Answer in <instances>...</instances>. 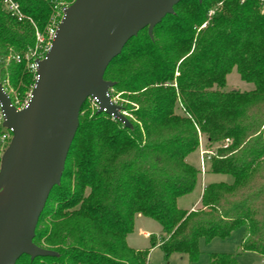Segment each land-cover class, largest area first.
<instances>
[{"label": "trees", "instance_id": "obj_1", "mask_svg": "<svg viewBox=\"0 0 264 264\" xmlns=\"http://www.w3.org/2000/svg\"><path fill=\"white\" fill-rule=\"evenodd\" d=\"M14 1L21 19L0 0V84L20 106L36 81L33 51L46 54L51 23L58 25L74 0ZM234 67L253 89L224 90ZM105 78L115 82L111 96L128 101L121 107L131 112V126L85 102L61 183L34 237L57 255L24 254L17 264H147L158 243L167 257L177 252L196 262L200 239L231 238L241 228L242 250L264 258L260 1L181 0L153 36L145 27L126 43ZM199 131L210 144L227 141L210 155V171L232 181L206 184L199 206L185 209L178 200L194 191L201 173L187 159ZM137 214L161 225V239L150 248L128 243ZM209 264L241 263L233 253L213 252Z\"/></svg>", "mask_w": 264, "mask_h": 264}, {"label": "water", "instance_id": "obj_2", "mask_svg": "<svg viewBox=\"0 0 264 264\" xmlns=\"http://www.w3.org/2000/svg\"><path fill=\"white\" fill-rule=\"evenodd\" d=\"M181 0H74L63 8L27 103L18 108L2 84L4 126L13 137L0 162V264H17L28 254L56 256L34 242L52 189L61 183L83 105L98 100L97 112L131 123L111 96L105 79L126 43L154 27ZM202 1V0H200ZM262 264V263H257Z\"/></svg>", "mask_w": 264, "mask_h": 264}, {"label": "rangeland", "instance_id": "obj_3", "mask_svg": "<svg viewBox=\"0 0 264 264\" xmlns=\"http://www.w3.org/2000/svg\"><path fill=\"white\" fill-rule=\"evenodd\" d=\"M71 3H66L65 6ZM56 24L57 23L53 21L50 27L52 28L54 25L58 26ZM38 36H40L41 38V39L39 38L40 40L45 38L44 36L40 35V33L37 31V37ZM42 51L39 53H37V51H33L32 54L33 56H35V58H40L44 54L42 53ZM253 88H254V84L243 80L239 72L237 71L236 67H234L232 71L227 74L226 85L224 87V90L249 91ZM31 91L28 92L24 101L20 102L19 107H23L27 103ZM112 99L120 106H123V104H126L128 102L125 98L123 99L120 93H117L114 96H112ZM89 108L90 110H94L95 108L91 100H90ZM122 110L125 112V115L127 117L128 116L133 117L129 110L123 109V108ZM177 112L179 113L182 112L179 105L177 108ZM225 142L221 141L219 143L210 144L208 143L206 136L199 131V146L196 151H194L188 156L187 159L190 163L199 167L201 170V173L199 175L198 183L194 191L188 195H185L179 198L178 200L179 207L189 208L190 205L195 203L199 199L200 195H202L201 191L204 189L205 185L208 184L209 181H226V182L231 181L232 176L229 174L215 173V172L210 171V158H209L210 155L217 153L218 148L226 146ZM203 151L205 153H202ZM203 160H204V165L202 164ZM198 206H199V202H198ZM139 216H142V215L141 214L136 215L133 231L127 236L128 243L130 246L134 248H141V249L150 248L152 246L151 241L159 242L161 239V235L163 234L161 225L153 219H150L144 216L139 218ZM145 231L147 232L149 231L150 234L146 236L144 234ZM244 233H245V228H241L237 230L232 235L231 238L223 239V238L216 237L210 241H206L203 238L200 239L199 248H200L201 254H200L199 259L196 262H190L187 255L177 253V252L172 253L169 257H167L158 243L150 249V254L147 260V264L148 263H151V264H209L210 254L213 252L233 253L238 257L241 264H257V263L264 264V258H261L258 254L253 253V252H245L242 250L241 241L244 236ZM26 261L27 259L24 260V263Z\"/></svg>", "mask_w": 264, "mask_h": 264}, {"label": "built area", "instance_id": "obj_4", "mask_svg": "<svg viewBox=\"0 0 264 264\" xmlns=\"http://www.w3.org/2000/svg\"><path fill=\"white\" fill-rule=\"evenodd\" d=\"M260 1V4H261V11L262 13H264V0H259ZM5 4H6V7L7 9L13 14V15H18L19 19L22 18V13L20 11V7H19V4L14 1V0H4ZM213 13V11L210 12V15ZM56 29H57V26H53L51 29H50V32H49V37H50V42H49V45L56 33ZM38 38H40V36H38ZM41 39V38H40ZM48 45V47H49ZM47 47V49H48ZM44 56L40 57V58H43ZM40 58H36L34 61H32L29 66L30 68L36 72L37 70V63H36V60L37 59H40ZM112 92V89L111 91ZM91 100V102L93 103V105L98 108V100L96 98H89ZM14 103V102H13ZM15 104V103H14ZM16 105V104H15ZM17 106V105H16ZM18 108H22V107H19L17 106ZM115 117V116H113ZM4 120H5V114H4V111L2 109V104L0 103V128H1V133H0V162H1V157L4 153V151L6 150V148L9 146L11 140H12V137H13V130L11 128H8V127H5L4 126ZM202 153H205L204 151ZM202 164L204 165V160L202 161ZM148 264H151V263H148Z\"/></svg>", "mask_w": 264, "mask_h": 264}, {"label": "crops", "instance_id": "obj_5", "mask_svg": "<svg viewBox=\"0 0 264 264\" xmlns=\"http://www.w3.org/2000/svg\"><path fill=\"white\" fill-rule=\"evenodd\" d=\"M206 174V173H205ZM231 181H232V179H231ZM211 182H219V181H209L208 183H211ZM202 192H203V190L201 191V194H202ZM200 198H201V195H200V197H199V199L195 202V203H193L192 205H190V207L188 208H186L185 207V209H192L193 207H196L197 205H198V202H200ZM142 216H139V218H141ZM144 234L146 235V236H148L150 233H149V231L147 232V231H145L144 232ZM243 239V238H242ZM137 249H141V248H137Z\"/></svg>", "mask_w": 264, "mask_h": 264}]
</instances>
